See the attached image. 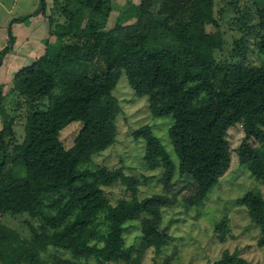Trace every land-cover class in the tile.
<instances>
[{"label":"trees","instance_id":"1","mask_svg":"<svg viewBox=\"0 0 264 264\" xmlns=\"http://www.w3.org/2000/svg\"><path fill=\"white\" fill-rule=\"evenodd\" d=\"M76 1L85 23L68 12V6L62 8L65 23H55L52 31L50 27L54 42L13 77L16 91L30 98L49 97L48 108L26 116L19 143L10 142L9 121L0 129V213L39 217L52 232L42 228L38 233L30 226L29 241L0 224V264H78L76 260L89 258L96 264H140L146 250L158 252L168 242L160 224L161 210L170 200L160 194L139 199L137 179L121 168L89 166L115 142L121 108L112 91L122 71L134 94L147 97L155 116L174 120L168 135L178 170L195 186L185 198L187 205L202 203L230 167L227 131L235 124L243 133L235 149L238 162L264 183V157L254 148L264 141V65L215 61L211 46L200 38L207 25H217L214 0H140L124 8L112 28L106 26L109 0ZM259 6L253 30L256 47L264 53V4ZM131 19L135 21L124 25ZM8 35L13 43L10 31ZM245 41L241 36L235 42L230 58L244 57ZM10 49L6 46L0 56ZM73 121L83 122L87 131L65 149L59 134ZM134 136L145 141L148 166H153L148 159L163 156L153 168L164 166L162 182L167 185L174 165L164 147L147 126ZM116 182L131 195L111 205L102 189ZM45 208L53 213L45 215ZM103 210L109 232L99 247L92 244L98 234L94 219ZM141 217L139 245L124 247L125 222ZM251 219L260 229L257 245L264 249V216ZM214 232L220 242L226 240L224 219ZM49 248L67 251L71 258L44 259L41 254ZM215 264L248 263L236 252L223 251Z\"/></svg>","mask_w":264,"mask_h":264},{"label":"rangeland","instance_id":"2","mask_svg":"<svg viewBox=\"0 0 264 264\" xmlns=\"http://www.w3.org/2000/svg\"><path fill=\"white\" fill-rule=\"evenodd\" d=\"M44 14L38 13L40 0H0V52L8 45L11 49L0 56V129L4 121H9L12 131L11 143H19L23 139L25 118L28 114L43 111L49 106V97L30 98L13 88L15 71L30 65L38 58L47 45L55 40L50 33L55 23L63 24L66 16L61 9L68 6V12L79 21L82 18L80 3L76 0H44ZM140 0H109L112 8L106 26L112 28L118 14ZM264 0H214L213 16L217 25H207L200 38L211 46L216 62H243L248 66L264 65V53L256 47L257 37L254 33L258 23V9ZM17 22L18 18H25ZM52 19L50 25L49 19ZM85 19V18H84ZM83 19L82 24L85 23ZM15 21L12 24V21ZM135 21L131 19L124 25ZM9 29V30H8ZM13 35V43H9V32ZM246 39L244 57L230 58L235 42ZM121 108L116 118V136L113 145L91 159L89 166L97 165L106 169L121 168L123 173L137 179L136 195L139 199L160 194L170 200V204L161 210L160 229L169 235V240L158 252L153 248L145 251L140 264H215L223 251L236 252L238 257L248 264H264V249L257 245L260 229L251 216H264V183H260L251 175L245 165L238 162L235 149L243 138L239 124L231 126L227 131V141L231 151V163L226 173L212 187L206 198L199 205H187L185 198L194 191L191 177L178 170V159L170 141L168 130L174 123L172 116H155L150 109L146 96L137 97L129 85L126 74L122 71L112 91ZM147 126L151 134L164 147L165 154L171 159L174 170L167 185L162 182L164 166L153 168L157 160L163 156L148 159L152 167L144 161L145 141L134 136L135 131ZM7 130V129H6ZM87 131L81 121L67 124L59 134V141L65 149L74 146L76 141ZM9 135L4 137L9 141ZM254 148L264 157V141L254 144ZM264 161V160H263ZM262 165L264 163L262 162ZM103 196L108 204L115 205L121 198H129L131 193L121 182L103 187ZM43 213L52 214V209L45 208ZM131 219L124 224V247L137 246L141 237V220ZM225 220L226 240L220 242L214 227ZM94 222L98 234L92 241L99 247L105 243L109 232L106 211H100ZM0 224L15 231L21 238L31 241L30 226L41 232L52 230L44 226L41 218H32L28 214L10 215L0 213ZM51 255L71 258L67 251L49 248L41 254L44 259ZM78 264H96L89 258L76 260ZM118 264V263H112Z\"/></svg>","mask_w":264,"mask_h":264},{"label":"water","instance_id":"3","mask_svg":"<svg viewBox=\"0 0 264 264\" xmlns=\"http://www.w3.org/2000/svg\"><path fill=\"white\" fill-rule=\"evenodd\" d=\"M43 8H44V0H40L39 10L37 12L40 13L43 10Z\"/></svg>","mask_w":264,"mask_h":264}]
</instances>
